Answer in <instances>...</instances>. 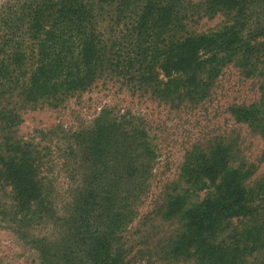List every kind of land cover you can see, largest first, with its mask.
<instances>
[{
	"label": "trees",
	"instance_id": "obj_1",
	"mask_svg": "<svg viewBox=\"0 0 264 264\" xmlns=\"http://www.w3.org/2000/svg\"><path fill=\"white\" fill-rule=\"evenodd\" d=\"M227 67L257 81V100L228 112L264 141V0L0 3V217L39 264H264V172L235 141L191 145L138 215L157 157L142 118L105 108L46 143L18 134L25 113L109 84L194 109Z\"/></svg>",
	"mask_w": 264,
	"mask_h": 264
},
{
	"label": "rangeland",
	"instance_id": "obj_2",
	"mask_svg": "<svg viewBox=\"0 0 264 264\" xmlns=\"http://www.w3.org/2000/svg\"><path fill=\"white\" fill-rule=\"evenodd\" d=\"M222 24V16L204 18L195 27V32H210ZM258 96L257 81L244 78L232 67L223 70L209 99L194 109L173 110L149 97L131 95L109 84L83 94L78 101H68L65 109L25 113L18 134L25 139L46 143L50 134L57 136L62 131L74 132L86 127L105 108L142 118L157 155L148 196L143 198L138 208V215H142L148 211L150 201L158 193L160 185L176 178L185 151L198 142L204 143L216 137L233 140L239 150L238 157L256 166L253 178H258L264 172V141L246 126L236 124L228 112L229 106L248 105L257 100ZM66 184L64 180L57 182L59 192L65 194ZM0 202L6 207L9 205L8 190L0 193ZM0 258L2 264H39L37 252L20 241L1 217Z\"/></svg>",
	"mask_w": 264,
	"mask_h": 264
}]
</instances>
